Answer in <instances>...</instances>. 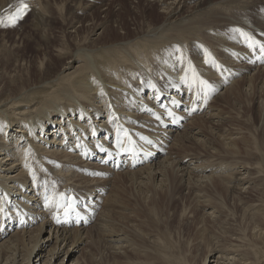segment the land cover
<instances>
[{"label":"bare ground","instance_id":"1","mask_svg":"<svg viewBox=\"0 0 264 264\" xmlns=\"http://www.w3.org/2000/svg\"><path fill=\"white\" fill-rule=\"evenodd\" d=\"M26 1L27 10L31 12L35 23L33 29L48 28V36L40 33L43 52L48 51L47 46H53L50 48L55 49L56 54L48 58L49 62L44 66L46 68H42L43 71L36 68L41 71L36 81L29 86L19 89L17 84L12 93L9 91L11 88L0 90V264H84L81 259H72L69 250L85 240L93 242L92 233L95 232L107 238L103 251L110 254L115 263L191 264L185 245L178 243L174 246L169 242L170 232L159 234V238L144 240L137 230L128 234L114 227L116 224H112L109 214L114 207H119V203H114L116 198L113 200L117 196L113 194L117 187L115 179L111 178L113 175L128 179L137 193L150 194L154 204L157 197H168L170 190L175 192L178 188H186L189 192L197 191L194 196L200 200V208L213 210L207 211L208 215H204L207 220L204 222L212 223L220 233L210 232V240L201 237L200 241H205L206 250L200 260H195L193 264H264V199L258 198L254 211L246 214L249 230L253 232L252 239L240 246V235L224 226L228 224L225 220L227 216H224L226 214H219L211 207L210 195L207 194L209 190L220 189L233 198L234 195L248 194L250 185H254L253 191L258 197H264V154L254 159L259 160V163L250 161L253 160L252 152L241 156L238 145L244 143L243 135L238 134L237 129L231 132L229 128L230 131L225 132L226 128L222 127L229 116L225 117L217 108V102L239 90V84L245 86L244 93L249 96H254L257 88L264 93V81H261V87L260 84L253 87L260 75L264 77V64L258 68L247 64L245 60L254 57L240 44L239 39V34L245 33L264 40V0L259 9L253 8L259 0L253 2L252 7L247 4V0H226L214 4H208V1L202 4L201 0H195L193 12L180 19L174 16L181 1L185 0H155L153 4H160L161 14L148 5L140 11L141 19L151 18L153 29L135 38L131 32H127L120 38L115 36L111 41L103 38L115 32L108 25L101 36L93 41V49L84 47L88 35L73 46L69 44L65 31H62L67 45L61 47L54 46L52 39L50 41L48 38L54 21L72 25L80 18V12L86 7L83 0H65L67 4L74 3V10L69 12L60 6V10L55 12V9L54 13L49 4L46 9L45 4L41 6L47 0ZM121 10L118 12L121 13ZM8 11L10 7H4L0 11V18H4L5 14L7 16ZM95 14L89 17L91 21H97ZM106 17L104 22L108 24ZM153 23L161 25L154 26ZM96 25H91V32ZM121 26L126 28L125 25ZM81 30H84L83 26L75 32L78 34ZM225 73L229 74L228 78ZM184 75H189L190 86L197 93H201L202 87L209 89L211 103H206L198 117L196 115L186 124L182 123V131L177 127L158 128L153 118L139 111L143 108L142 103L156 107V113L160 111L158 102L157 105L154 103L158 95L149 82L164 94L181 87ZM7 81L11 82L12 79ZM231 82L232 86L228 88ZM144 90L146 95L141 97V94H145ZM215 90L220 91L217 93ZM203 102L204 99L198 101L199 110ZM119 121L139 132L158 136L165 146L169 145L166 156L157 154L150 162L136 169L130 168L127 163L125 169L121 168L116 173L109 166L99 167L95 160L84 161L80 156L81 143L89 146L97 141L105 143L106 133ZM196 121H204L212 130L211 136L197 127L199 124L196 126ZM93 130L96 138L90 140ZM192 147L198 148L200 152L190 151ZM161 148L164 149V146L161 145ZM226 156L232 160L223 162ZM94 157L101 159L99 155ZM184 160H187L186 163ZM159 178L160 184H157ZM242 190H247V193ZM43 191L48 195L44 207L42 196L41 199L37 198ZM58 191L60 194L72 192L86 199L89 207L96 210L94 218H89L95 227L88 228L83 223L78 227L55 226L50 212L51 202L57 199L54 193ZM101 191H106V195L102 197L99 194ZM172 191L170 194H173ZM20 219L27 222L26 226L17 224ZM12 228L14 231L10 233ZM232 235H236L234 240L231 239ZM101 236L97 234L96 239ZM46 246L47 251L44 250ZM35 250L38 252L34 254Z\"/></svg>","mask_w":264,"mask_h":264},{"label":"rangeland","instance_id":"2","mask_svg":"<svg viewBox=\"0 0 264 264\" xmlns=\"http://www.w3.org/2000/svg\"><path fill=\"white\" fill-rule=\"evenodd\" d=\"M154 1L155 0H83V3H84V5H86V7L84 8V11L80 12V14H79L80 18L77 17L78 20L73 22L72 25L71 24L68 25V22L61 24L59 20L54 21V24H52V30H51L50 35H49L50 37H48V38H50V41L52 39L51 43L53 42L54 46L67 45V39L62 34V31H65V34L68 36V39H69V44H71V45L73 44V46H74V45L78 44V42L81 41V39H85L88 35V38H86V40L84 42L85 43L84 47H87L88 49H93L94 48V45H92L93 41H95L99 36H101L103 29L108 25L110 27H112L115 32H114V34H107V35L103 36V38L106 37L107 40L112 41V40H114L115 36L120 38V37L124 36V34L127 32H131V34L134 35L133 38L138 37V36H142V35L146 34L147 32H149L151 29H153V27L150 25L151 18H142L141 19V16H140V14L142 12L141 10L146 8V6L148 5V6H151L155 10V12L158 11L161 14L162 10H159V8L161 7L160 4H153ZM177 1H179V0H177ZM177 1H176V3H178ZM196 1L195 0H185L183 2L181 1L178 12L175 14L174 18L179 16L178 18L180 19V18H185V17L189 16L191 14V12H193ZM207 1L210 2L208 4H212V3L214 4V3H218V2H222V1H226V0H201V2H203L202 4H206ZM233 1H236V0H233ZM256 1L257 0H247V4H250V7H252V5H254V3ZM259 1L260 2H258L257 5H255L253 8L259 9L262 6V4H263L262 0H259ZM20 3H21V0H0V6H2V8L0 7V11L3 10L4 7H10V11H8L9 14H7V16L5 14V17L0 18V19L5 20L6 17H9L13 13H15V11L19 7ZM23 3L27 4L28 2L26 0H23ZM43 4L46 5L45 9L47 8V4H49V7H50V10L52 13H54L55 9H56L55 12H57V10H60V6L63 8H67V10L69 12L74 10L73 9L74 3H68L67 4L65 2V0H47L46 3H41V6L44 7L45 5H43ZM149 4H151V5H149ZM41 6L40 7L37 6V7H39L40 9L41 8L44 9ZM57 6L59 8H57ZM204 6H207V5H204ZM121 7L123 8L122 10L120 9ZM162 7H164V6H162ZM119 10H121L122 12L119 13L118 12ZM94 12H96L95 17H96L97 21L96 20L91 21L92 19H89V17ZM158 12H156V13L158 14ZM30 13L31 12L29 10H27L24 13L22 18H19L16 20L14 25H9L7 19L4 21V23L2 25H0V88H1L0 90H5V88L9 90L11 88V90H9V91H10V93H12L11 92L12 89L14 90L18 86H19V89L25 85L29 86L33 81H36V78H38V76H39V71H41L42 68L43 69L46 68L44 66L46 64H48V62H49L48 58L52 57L56 54V50L50 48L53 46H47L48 51L44 50V52H43L44 48L40 44V41H41L40 35L46 34L48 36V32H47L48 28L44 29V27H42L40 29H33L34 21H33V18H32ZM105 16H108V17H106L108 24L106 22H104ZM160 16L162 17L163 15H160ZM178 18H176V19H178ZM94 23H96L97 25H96L95 29L91 32V30H92L91 25L92 24L94 25ZM121 25H125L126 28H122ZM153 25L156 26V25H161V24L153 23ZM82 26H83L84 30H81V32H79L77 34L75 32V30L80 29ZM149 27H151V28H149ZM241 34L242 33L239 34V39L241 38ZM240 42H241V39H240ZM71 48H73V47H71ZM171 50L172 49H170V51ZM45 51L48 55L47 58L45 55ZM242 60L244 61V58H242ZM245 61L247 62V64H251L254 67L256 66V68L261 66L259 64L253 63L252 60H245ZM80 64H82V62H80ZM205 65L207 66L208 62H206ZM77 66H79V65H77ZM77 66H74V68ZM36 68L37 69L41 68V70H36ZM20 70H22V71H20ZM23 71H24V73H23ZM25 71H27L29 73H26ZM36 71L38 72L37 74H36ZM14 72H17V73L14 74ZM31 72L32 73L34 72L33 76H32ZM70 72H73V70H71ZM19 73H20V75H19ZM26 74L29 76H27ZM12 75H14V78L12 77ZM228 75H229L228 73H225L226 78L229 77ZM19 76L22 79L19 78ZM23 76H25V77H23ZM31 76L34 77V79ZM260 76H259V78H257L258 81H256L257 79L255 80L256 82L254 81V84H255V85L253 84L254 88H256L259 84L261 87L262 82L264 81V77H263V75H260ZM9 77L12 79V81ZM16 77L19 78L18 81L16 80L17 79ZM238 78H240V77H238ZM7 79L11 82H8ZM18 82H20L21 84ZM232 82L227 85L228 88L232 86ZM9 83H11L10 87H9ZM223 83H226V82L223 80ZM16 85H17V87H15ZM149 85H150V87L153 88V85H151L150 82H149ZM239 86H240V84L238 85L239 90L236 91V93L230 95L229 97L222 100L221 102H217V104H218L217 108H218V110L220 109L221 114L224 115L225 117L229 116V117H227L226 121L224 122L222 128H224V127L226 128V129L224 128L225 132L226 131L229 132L230 130H231V132H233L234 129L239 130L238 134H241V136L243 135L242 137L244 139V143H241L240 145H238V149H240L239 152H240L241 156L244 154L243 155V157H244V156H246L252 152L251 154H253V156H252L253 160H250V161L259 163V160L254 161V159L256 160L258 158L257 156L260 155L261 153L264 154V93L261 90H259L260 88L259 89L257 88V90H255L256 91L255 95L249 96V95H247V93H244V91L246 89L245 86L244 85L242 87L240 86L241 88ZM217 90H215V91L217 93H219L220 90L219 91H217ZM13 92H15V91H13ZM143 92L145 94H141V97L146 95V90H144ZM250 97H252V98H250ZM210 100H211V94L209 96V100L207 101L208 104L211 103ZM141 106H142V104H141ZM151 108H153V106ZM143 109H144V106H143ZM139 111H142V110H139ZM233 113H234V115H233ZM197 114H201V113L199 112ZM197 114L192 115L191 117L186 119L185 124L187 123V121H190L191 118H193ZM103 115H104V113H103ZM198 116L199 115H197V117ZM195 124H196V126L199 124L197 127H201L205 131V133L208 132L210 134V132L212 131L211 129L208 128V125H206V123H204V121L202 123L200 121H196ZM99 126H102V125H99ZM183 128H181V129H183ZM229 128H230V130H228ZM210 136H211V134H210ZM246 142H248V143H246ZM245 143L247 146L245 145ZM253 144H254V146H253ZM168 146L169 145H167L166 149H168ZM239 146H241V147H239ZM244 146L248 147V148L245 147L246 149H248L247 150L248 152L245 150ZM166 149H165V151H166ZM188 149L189 148H187V150ZM249 149H251V150H249ZM194 150H195V152H200V150L198 148L196 149V147H195V149H194V147H192L190 149V151H192V152ZM165 156H166V152L163 151L162 157H165ZM247 158L249 159V157H247ZM82 159H84V161L87 162V160H85V158H82ZM229 160L231 161L232 158H229V157L224 158L223 162H227V161L230 162ZM88 161H93V160H88ZM186 161L187 160H184L183 162L186 163ZM95 162L99 165V167L103 166V165H101L100 160H96ZM120 177H117L114 175L111 177V178L115 179V184H117L116 189H114L115 192H113L114 196H116V195L117 196L113 197V200L116 198V200H114V203H119V207L118 208L114 207V209H113L115 212L118 211L119 213L118 212L113 213L114 211L112 210L113 212L111 211V213L109 214V218L112 219V224L117 225V226L115 225L114 227H116L117 230L123 231V233L127 232L128 234H132L137 230L138 234H140L144 240L145 239L147 240V238H150V237L159 238V236H160L159 234H161V233L168 234V232H170L171 237L169 239V242L174 246L177 245L178 243L184 244L185 250L187 249V252L189 251L186 255L190 258V263L193 264L195 262V260H197V262H198L201 258V255L203 254V251L206 250L205 246H204L205 241H203V242L200 241L201 237H203L204 239L210 240L211 239L209 237L210 232H213V233L216 232L217 234H219L220 231H216L215 227H213L212 223H209V221L204 222L205 220H207V218L205 219V216L208 215L207 211L213 212V210H211V208L210 209L209 208L208 209L200 208V206H199L200 200H196L195 196H194L197 191L194 190L193 192H191V191L189 192L186 188H178L179 190L176 189V191L174 192V191L170 190V188H169L170 192L172 191L173 194H170V192H169L168 197L167 196L166 197L163 196L164 198H162V196L160 198L157 197L156 201H155L156 204H154L153 203L154 200H152V197L150 196V194H147V195L143 194L142 195L140 193L141 194L140 195L139 193H137V190L134 189L135 187H132L130 185L128 179L121 177V180H120ZM159 181H160V178H159V180L158 179L156 180L157 184H160ZM254 187H255L254 185H250L251 190H249L248 194H242L243 196L242 195L241 196L234 195L233 198L232 197L230 198V196L227 192H225V193H227L228 195L225 194L224 191H220V189L219 190L217 189L218 191L212 189L213 192H211L212 190H209L210 194H209L208 190H206L208 192L207 194L211 196V197L209 196V198L211 199V202H210V204L212 205L211 207L215 208V210L217 212H219V214H226V215H224V216H227L226 219H225V217H223V218L227 221L228 224H224V226H227L229 229L234 230L236 232V235H240V238H241V240H239L240 246H241V244L243 245V244L247 243V241L250 242L252 239V233L253 232H252V230H249L250 223H249V218L248 219L246 218L247 217L246 214L247 213L250 214V212H252V210L254 211V209H255L254 207H256V205H258V204H256L257 203L256 200L258 198L262 199V200L264 199L263 196H262V198L258 197L259 195L257 193H255V191H253V190H255ZM262 187L264 188V184ZM177 191H179V192H177ZM242 191L243 192L246 191V193H247V190H242ZM214 192H215V194H214ZM99 194L103 197L106 195V191L105 192L101 191V193H99ZM225 196H226V198H225ZM119 197H121V199ZM37 198H38V196H37ZM117 199L118 200L120 199L119 200L120 202L117 201ZM91 200H93V199H91ZM123 202H124V204H123ZM140 202H141V204H140ZM242 202H244L245 205L242 204ZM151 204H153V206L155 205V207H153ZM249 205H251V206H249ZM215 206H217V208ZM156 208H157V210H156ZM219 208H220V210H219ZM119 209H120V211H119ZM127 210H128V212H127ZM132 210H133V212H132ZM105 211H108V210H105ZM194 211H196V212H194ZM243 213L245 215H243ZM113 214H115V215H113ZM95 215H96V210H95L94 216ZM117 215H118V217H117ZM94 216H93V218H94ZM230 216H231V218H230ZM121 217H123V219ZM165 218L167 221L165 220ZM201 218H202V220H201ZM230 219H231V221H230ZM165 222L167 224H165ZM93 223H94L93 220H91L90 223L87 225V227L88 228L95 227L93 225ZM137 224H139V225H137ZM247 225H248V227H247ZM119 226L121 227L122 230L120 229ZM183 227H184V229H183ZM14 228L10 229L9 232L12 233L14 231ZM224 232H225V230H224ZM187 233H189V234H187ZM216 233H214V234H216ZM97 234L101 236L100 233H97V232H95V234L92 233V241L93 242H89L90 240L89 241L85 240L84 242L80 243L79 246H78V244H76L75 247H73L71 250H69V254L71 253V255H72L71 258L72 259H78V260L81 259V260H83L84 264H120V262L115 263L114 258L110 254H106V252L103 251L104 242L106 241L107 238L105 236L104 237L101 236V237H97V239H96ZM197 234H199V235H197ZM241 234L243 235V239H242ZM206 235H207V237H206ZM236 235H234V236L232 235L233 237L232 238L230 237V238L232 240H234ZM229 236L227 235L226 237H229ZM213 241H216V239H214ZM232 244L235 245L236 243H232ZM226 246H229V245H226ZM44 250L47 251L48 246H46ZM147 251H148V249H147ZM37 252L38 251L35 250L34 254ZM130 252H132V251H130ZM150 253H152V252L150 251ZM95 254H97V255H95ZM184 255H185V251H184ZM110 258H111V260H110ZM2 264H4V262ZM38 264H42V262H38ZM149 264H153V262H151Z\"/></svg>","mask_w":264,"mask_h":264},{"label":"snow or ice","instance_id":"3","mask_svg":"<svg viewBox=\"0 0 264 264\" xmlns=\"http://www.w3.org/2000/svg\"><path fill=\"white\" fill-rule=\"evenodd\" d=\"M27 8H28L27 4L23 3V0H21V3L19 7L16 9L15 13L5 18L8 20L9 25H14L17 19L22 18L24 13L27 11ZM3 23L4 20L0 19V25H2Z\"/></svg>","mask_w":264,"mask_h":264}]
</instances>
